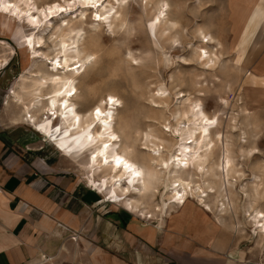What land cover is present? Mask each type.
Returning <instances> with one entry per match:
<instances>
[{
    "label": "rangeland",
    "instance_id": "374dc122",
    "mask_svg": "<svg viewBox=\"0 0 264 264\" xmlns=\"http://www.w3.org/2000/svg\"><path fill=\"white\" fill-rule=\"evenodd\" d=\"M104 1L83 11L77 0H27L36 6L34 16L42 19L36 30L24 18L5 12L4 20L0 12V61L6 58L0 64V139L11 152L10 159L48 160L64 155L73 169L90 181L81 167L87 154L68 150L58 134L30 121L12 93L17 87L26 101L32 98H26L30 94L22 90H31V75L22 80V74L29 68L48 73L52 58L63 54L58 53L60 39L73 29L69 41H79L67 54L77 52V58L93 54L85 72L76 75L74 101L80 111H86L108 94L119 99L114 128L120 143L145 164L157 186L142 200L147 210L152 212L154 207L160 211H153L151 217L148 212L144 218L160 219L172 210L164 207V200L171 196L170 175H174L161 169L158 159L152 160L155 155L148 148L152 143L144 133L152 134L150 139L159 144L163 158L173 167L174 156L181 153L185 142L182 138L189 127L200 122L193 113L201 110L216 120L211 136L215 146L206 154L200 173L196 174L193 164L184 175H196L193 179L210 190L206 198L210 213L232 235L236 250L247 262L264 264V236L250 215L253 209L264 212V36L262 42L255 36L264 22V0H165L168 17L179 24L174 45L167 34L155 33L151 27L161 0H133L122 7L115 3L118 17L102 21L96 13L109 6ZM28 4L20 6L27 9ZM51 4H62L67 10L45 17V8ZM200 30L215 39L208 46L218 56L213 69L204 68L197 58L204 46L198 40ZM175 128L178 133L169 131ZM226 156L231 159L229 165L224 163ZM10 163L8 157L3 159L5 167ZM189 199L201 204L197 198Z\"/></svg>",
    "mask_w": 264,
    "mask_h": 264
},
{
    "label": "crops",
    "instance_id": "0c3cea01",
    "mask_svg": "<svg viewBox=\"0 0 264 264\" xmlns=\"http://www.w3.org/2000/svg\"><path fill=\"white\" fill-rule=\"evenodd\" d=\"M257 34L262 42L264 22ZM4 142L0 264H30L41 255L55 264H251L220 220L191 199L149 220L104 196L64 155L10 159Z\"/></svg>",
    "mask_w": 264,
    "mask_h": 264
},
{
    "label": "bare ground",
    "instance_id": "6f19581e",
    "mask_svg": "<svg viewBox=\"0 0 264 264\" xmlns=\"http://www.w3.org/2000/svg\"><path fill=\"white\" fill-rule=\"evenodd\" d=\"M77 1L83 11H85L89 8L92 9V5L94 7L97 4L99 5L102 0ZM130 1L133 0H114V2L105 0L104 3H108L109 6H106L107 8L103 13L97 10L96 16L99 20H108L112 18V15L116 18L118 17L119 9H115L114 4L117 3V7H122ZM20 3L28 4L27 0H0V10L13 16L24 18V21L36 30L42 20L36 18L34 16L35 13H32L33 8L36 6L28 4L27 9H25L20 6ZM104 3H102V6H105ZM63 7L62 4L48 5L46 8L48 10L51 8L52 11L48 14L45 8V17L52 16L56 10L59 12V9ZM167 7L168 2L165 0L159 1L151 27L155 33L167 34L168 38L173 41L172 45H174L178 41L175 34L179 24L168 17ZM24 12L28 13L26 17L23 15ZM72 31L74 30H68L64 34L65 36L60 39L58 53L63 54H61V57L55 56L52 58L50 62L51 68H49L50 71L48 73L43 74L40 68H29L25 75L22 74V80L29 78L27 74L31 75L30 77L33 81L31 90L27 88H22V90L30 94L26 98H32L26 101L23 94H21L22 92L19 93L16 90L17 87L12 88V93L18 102L22 104L25 116L29 114L30 121L38 122L52 134H58L68 150L72 149L82 154H87L88 158L86 162L81 164V167L87 172L92 183H96L106 197L118 201L131 211L138 212L145 217L150 212V215L147 216L151 217L152 212L160 211V208L153 207L152 212L149 209L147 210L142 196L145 193L155 192L157 186L152 182L154 177L145 164L139 162L131 154L128 146H122L120 143V135L114 128V114L119 106V99L114 94H108L97 105L86 111H80L79 106L77 107L78 104L76 105L74 101L78 91L76 89V75L85 72L93 54L88 53L81 58H77L79 57L77 52L76 54H67V51L72 48L71 45L75 46L74 44L79 41L76 39L69 41ZM197 36L198 40L204 44V46H201L197 58L203 61L204 68H215L218 56L213 51L208 50V46L215 40L214 37L201 30L197 33ZM40 38L36 41L38 44L40 43ZM30 40L32 39L30 38ZM26 41L28 40L26 39ZM36 53L38 54V49ZM40 57L39 55L36 56V58L41 59ZM71 60H74V62L71 63ZM2 61L6 62V58L2 59ZM2 61H0V64ZM160 92L162 94L165 93L164 90H160ZM198 106L199 104H196V107ZM97 109H99V116L97 115ZM193 116L197 117L200 122L193 123L194 127H189L185 133L182 138L185 140L183 148L180 154L174 156L173 167L170 166L168 159L163 158L159 144L153 143L150 139L152 134L145 132L144 137L149 143H152L148 144L149 147L147 146L152 151V155H155L151 157L152 160L158 159L159 165L162 166L161 169L174 172V175H170L171 196L164 200V207L168 205L170 208L177 203L185 204L189 198H197L202 206L208 212H211L212 207L206 200L210 190L209 192L204 190L203 186L193 179L196 175L184 174L189 171L190 166L193 164L196 174L200 173L204 168L207 160L206 154L211 152L215 146L214 138L211 136L213 135L212 130L216 128L217 123L215 118L209 117L201 110L194 112ZM169 131L178 133L179 129H169ZM217 135L218 133L215 132V136ZM193 143H196V145L193 146ZM120 161H123V163H120ZM230 162V157L226 156L225 165H229ZM161 210L164 209L161 208ZM250 215L252 221L258 224L260 232L264 236V212L259 209H253Z\"/></svg>",
    "mask_w": 264,
    "mask_h": 264
},
{
    "label": "built area",
    "instance_id": "2783aa9c",
    "mask_svg": "<svg viewBox=\"0 0 264 264\" xmlns=\"http://www.w3.org/2000/svg\"><path fill=\"white\" fill-rule=\"evenodd\" d=\"M50 261H51L50 257L46 255H41V258L38 261L30 264H52Z\"/></svg>",
    "mask_w": 264,
    "mask_h": 264
},
{
    "label": "snow or ice",
    "instance_id": "6c2138e0",
    "mask_svg": "<svg viewBox=\"0 0 264 264\" xmlns=\"http://www.w3.org/2000/svg\"><path fill=\"white\" fill-rule=\"evenodd\" d=\"M52 11V9L50 8L49 9V12H51ZM59 11H61V12H63V11H66L65 9H59ZM69 95H71V93H69ZM111 99V98H110ZM99 109H97V115L99 116ZM106 147V146H105ZM120 163H123V161H120Z\"/></svg>",
    "mask_w": 264,
    "mask_h": 264
}]
</instances>
